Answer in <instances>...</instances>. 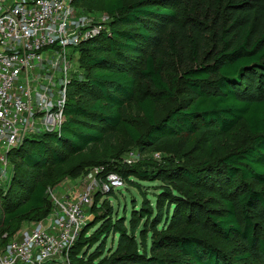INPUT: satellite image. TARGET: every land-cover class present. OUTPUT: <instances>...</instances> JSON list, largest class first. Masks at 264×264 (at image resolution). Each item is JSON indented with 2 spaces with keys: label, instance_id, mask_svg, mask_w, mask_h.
Instances as JSON below:
<instances>
[{
  "label": "trees",
  "instance_id": "1",
  "mask_svg": "<svg viewBox=\"0 0 264 264\" xmlns=\"http://www.w3.org/2000/svg\"><path fill=\"white\" fill-rule=\"evenodd\" d=\"M83 1L90 0H73L72 7ZM97 1L109 16L106 29L74 49L81 74L70 81L61 130L26 138L8 153L16 172L6 193L0 190V245L6 242L2 235H13L22 221L45 217L51 209L48 186L74 177L84 165L59 174L60 167L111 144L116 133L150 150L199 130L210 131L213 141L242 124L248 135L242 144L198 165L187 161L152 172L124 166L102 173H115L135 189L140 187L132 180L160 182L158 193L153 205L141 193L128 218L124 210L117 215L101 207L100 225L89 238L98 246L88 260L79 257L88 243L82 229L71 259L73 264H243L249 259L263 264L264 0H204L211 5L206 18L212 31L206 53L205 29L188 9L189 1ZM165 52L188 65L169 74ZM143 84L149 89H141ZM163 102L174 104L162 112ZM132 108L145 128L130 117ZM208 194L214 195V205L200 200ZM108 238L117 239L116 247L103 256ZM231 241L244 253L234 255L219 244Z\"/></svg>",
  "mask_w": 264,
  "mask_h": 264
},
{
  "label": "built area",
  "instance_id": "2",
  "mask_svg": "<svg viewBox=\"0 0 264 264\" xmlns=\"http://www.w3.org/2000/svg\"><path fill=\"white\" fill-rule=\"evenodd\" d=\"M72 1L0 0V190L10 179V151L26 138L61 130L73 78L70 52L106 29L108 20L76 15ZM128 155L131 165L134 154ZM123 187L119 175L108 173L74 198L50 192L45 217L2 235L0 264H73L71 250L92 195Z\"/></svg>",
  "mask_w": 264,
  "mask_h": 264
},
{
  "label": "rangeland",
  "instance_id": "3",
  "mask_svg": "<svg viewBox=\"0 0 264 264\" xmlns=\"http://www.w3.org/2000/svg\"><path fill=\"white\" fill-rule=\"evenodd\" d=\"M189 1L188 9L194 11V19L198 21V26H202L205 30H202V37L205 39L204 53L212 49L210 46L211 41V21L207 20V14L210 13L211 5L204 0H185ZM76 15L88 17L91 21L96 23H102L107 21L109 16L103 11L102 2L97 0L83 1L82 3L73 7ZM211 31V32H210ZM71 53V75L72 77H77L81 74V69L79 68L77 59L78 54L76 52ZM44 55V54H43ZM163 64L164 69L171 75H176L182 71L188 64L182 57L173 55L172 52H165L163 54ZM149 89L146 84L141 85V89ZM173 102H163L161 104L162 112H165L170 107L173 106ZM132 120L138 125L141 130L145 128L144 121L141 114L136 108H132L129 112ZM212 133L207 130H199L195 135L189 137L187 140L180 141L179 138L174 140H167L161 142L157 147L150 150H140L136 145H132L127 135L120 131L116 133L114 141L111 144H106L101 148L96 150H91L86 152L81 157H75L68 165L60 167L58 173H66L73 165L77 163H83L84 167L82 170L71 178H64L62 181L56 185L48 186L47 196L50 201V192L60 198L64 194L70 198L79 196L83 191L84 187L94 180H99L102 177V173L111 171L110 169H117L124 166H130L137 171H153L158 166L169 165V164H180L182 162H187L189 164L198 165L204 161L215 159L220 155L234 149L237 145L242 144L248 137L246 128L244 125L239 124L231 132L226 134L224 137H220L216 140L211 139ZM212 141V143H210ZM211 146V147H210ZM134 154V159H132L131 165L126 164L125 161L129 158V153ZM156 155V156H155ZM10 171L9 178L14 176L16 168L13 163L9 160ZM71 182L73 188L68 192L66 191L67 185H63L55 189L62 182ZM137 183L140 189H135L127 184L125 187L113 191L110 197L107 195L94 193L91 197V204L85 208L84 215L85 220L83 223L84 237L82 241L88 242L85 247L80 251V256L83 261L88 260V256L95 250L98 245L92 246V241L89 238L92 236L94 231L99 227L98 215L99 209L101 207H110L111 210L117 214L121 215L123 210L125 211V217L128 218L131 210V202L135 201L138 206L141 201V193H146L149 196V201L154 203V194L158 193L155 187L160 185V182H143L132 180ZM9 181L4 186L3 193H6V189L9 187ZM185 191L188 190L186 187L183 188ZM190 194H194L195 197L198 196L197 192L194 190H188ZM99 193V192H98ZM213 194L201 196V201L214 205ZM213 207V206H212ZM34 221L24 220L20 223L15 232L19 231L21 228L29 227L30 223ZM187 231L194 230L193 227H184ZM116 238H108L104 249L100 253L103 256L109 255L111 250L116 247ZM219 244L229 250L234 255H241L244 253L243 246L238 242H219ZM243 264H261L260 261L255 259H249ZM264 264V261H263Z\"/></svg>",
  "mask_w": 264,
  "mask_h": 264
},
{
  "label": "crops",
  "instance_id": "4",
  "mask_svg": "<svg viewBox=\"0 0 264 264\" xmlns=\"http://www.w3.org/2000/svg\"><path fill=\"white\" fill-rule=\"evenodd\" d=\"M63 185H67V187H66V191L68 192L70 189H72L73 188V185L71 184V182H62L59 186H57V187H55V189H57L58 187H61V186H63ZM64 197H66L67 196V194L65 195H63Z\"/></svg>",
  "mask_w": 264,
  "mask_h": 264
}]
</instances>
